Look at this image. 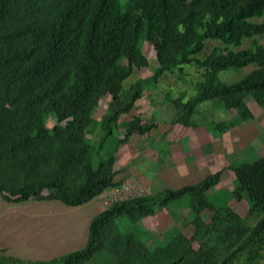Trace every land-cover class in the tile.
Returning <instances> with one entry per match:
<instances>
[{
  "label": "trees",
  "instance_id": "obj_1",
  "mask_svg": "<svg viewBox=\"0 0 264 264\" xmlns=\"http://www.w3.org/2000/svg\"><path fill=\"white\" fill-rule=\"evenodd\" d=\"M255 35H264V0H0L1 197L7 202L59 200L79 206L119 184L114 165L122 148L130 137L148 135L156 128L134 115L121 137L119 119L130 114L145 88L155 86L167 71L183 72L186 65L203 71L196 95L185 100L166 94L182 124H191L199 101L212 99L249 117L246 96L264 102V45L253 41L250 48L215 47L204 58L197 55L208 39L239 47L244 38ZM146 41L152 44L159 65L126 88L124 82L133 69L149 65L142 51ZM250 65L254 68L236 81L219 77ZM65 89L72 99L57 111ZM105 89L112 99L107 112L96 120L93 113ZM53 111L58 119L52 127L38 123L39 113ZM94 126L98 136L93 141ZM234 171L239 180L235 196H247L262 213L252 229L253 236L260 235L264 232V156L239 164ZM220 177L216 172L194 184L115 203L91 219L82 248L30 264H83L104 249L121 264L131 259L147 260V264H214L205 246H192V240L200 239L207 228L199 217L190 219L191 238L183 233L168 235L167 244L155 246L152 253L133 232L121 233L118 221L137 223L158 205L187 194L201 209L213 211V220H230L232 208L217 205L210 196ZM231 228L228 233L235 231ZM2 252L7 260L22 261ZM235 253L226 255L221 264Z\"/></svg>",
  "mask_w": 264,
  "mask_h": 264
},
{
  "label": "rangeland",
  "instance_id": "obj_2",
  "mask_svg": "<svg viewBox=\"0 0 264 264\" xmlns=\"http://www.w3.org/2000/svg\"><path fill=\"white\" fill-rule=\"evenodd\" d=\"M254 20L262 21V18ZM253 41L264 45V35L244 38L239 47L227 45L217 39H208L204 51L197 56L204 58L215 47L224 50L250 48ZM142 51L149 65L135 67L124 82L126 88L137 79L151 75L154 68L159 65L150 42L143 43ZM123 64H128L126 58L123 59ZM253 68L254 66L250 65L238 71H226L219 77L225 82H233ZM202 73L203 71L196 65L184 66L183 72L176 69L163 73L155 86L145 88L143 97L137 101L133 111L120 117L118 134L121 137L125 136L127 122L134 115L141 116L148 124H155L156 128L148 135H134L129 138L114 165L118 171L115 179L119 183L129 178L137 179L145 188V195H158L167 188L177 189L187 184H194L207 175L220 172L219 182L210 191V196L216 200L217 205H229L234 213L232 218L224 221L213 220V211L201 209L193 196L187 194L168 205H158L153 214L137 223L119 220V231L133 232L135 238L145 241L148 252L152 253L155 246L167 244L168 235L183 233L191 238L194 227L190 219L196 216L204 221L207 228L200 239L192 240V246L195 249L201 245L205 246L212 254L214 264H221L224 257L233 251H236L235 255L226 264H264V232L257 236L252 235V229L261 219L262 213L253 207L247 196L238 198L234 194L239 187L234 168L242 163L255 162L264 156V102L248 94L245 101L250 109V116L244 118L237 108L228 109L217 99L199 101L191 116V124L184 125L177 120V110L166 100V94L171 93L174 97H182L185 100L196 95L195 85L203 79ZM63 94V99L56 107L57 111L65 108L72 99L66 89ZM111 99L108 89L100 93L99 106L93 113L96 120H100L107 112ZM57 119L58 114L54 111L37 115L38 123L48 127H52ZM97 131V127L92 129L93 141L98 136ZM7 203L0 195V216H8V213L13 212V209L19 205L29 207L32 202H18L19 204L9 206ZM87 203L82 208L67 207L72 212L78 210L89 212L90 217L105 209L98 196ZM49 215L44 213V218L34 227L33 234L39 236L50 233L49 225L54 224L58 219ZM63 215L59 213V222L62 221ZM5 222V219L0 217V226ZM4 225L8 226V223ZM23 225L27 235L30 231L32 233L28 222ZM231 225L235 231L230 230L228 233L227 230ZM6 226L0 229V244L10 242V238L14 236L8 229L5 231ZM18 234L19 232L16 235ZM7 237L9 239H5ZM41 245L43 244L39 242L35 244L38 249ZM3 257L2 252L0 264H30L31 261L38 260L25 258L16 261ZM83 264H121V262L118 257L104 249ZM125 264H147V260L131 259Z\"/></svg>",
  "mask_w": 264,
  "mask_h": 264
},
{
  "label": "crops",
  "instance_id": "obj_3",
  "mask_svg": "<svg viewBox=\"0 0 264 264\" xmlns=\"http://www.w3.org/2000/svg\"><path fill=\"white\" fill-rule=\"evenodd\" d=\"M29 201L32 202L29 207L19 205L16 209H13V212L8 213V216H0L5 219V223H8V226L4 225L5 223L1 224L0 229L6 226L5 231L8 229L14 234L10 238V242L0 244V250H4L5 254L21 259L49 260L80 249L86 244L89 224L93 218L89 216V212L81 210L76 212L69 211L68 205H63L59 200ZM7 204L9 206L10 204L19 203L8 202ZM83 206L85 204L77 207L82 208ZM44 213H49L51 218L55 217L58 221L49 225L51 227L49 234L38 236L33 234L34 227L44 218ZM59 213L64 214L61 222H59L58 218ZM26 222L29 223L32 229V233L30 231L29 235H27L25 225H23ZM12 223L14 224L12 225ZM18 232L19 234L16 235ZM5 239H9V237ZM38 242L43 244L39 249L35 246Z\"/></svg>",
  "mask_w": 264,
  "mask_h": 264
},
{
  "label": "built area",
  "instance_id": "obj_4",
  "mask_svg": "<svg viewBox=\"0 0 264 264\" xmlns=\"http://www.w3.org/2000/svg\"><path fill=\"white\" fill-rule=\"evenodd\" d=\"M144 191L145 188L139 180L129 178L109 189L103 190L98 197L102 206L108 208L115 203L145 195Z\"/></svg>",
  "mask_w": 264,
  "mask_h": 264
}]
</instances>
